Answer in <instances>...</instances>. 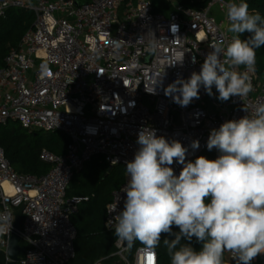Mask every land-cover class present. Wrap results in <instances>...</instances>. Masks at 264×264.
<instances>
[{"label":"built area","instance_id":"built-area-1","mask_svg":"<svg viewBox=\"0 0 264 264\" xmlns=\"http://www.w3.org/2000/svg\"><path fill=\"white\" fill-rule=\"evenodd\" d=\"M163 1L175 10L168 15L157 12L155 0H0V18L11 8L35 15L0 68V124L63 131L71 139L65 154L41 152V160L51 168L40 177L16 171L0 144V213L11 214V227L0 235L7 263L14 210L23 205L20 239L28 248L19 263L69 264L75 259L77 227L72 217L87 198L68 197L67 189L93 158L126 167L139 148V131L149 127L158 137L181 142L188 149L185 162H194L209 151L212 129L251 115L264 103V74L256 67L249 73L252 91L243 99L220 101L214 86L213 95L201 88L199 98L187 106L166 94L175 80L200 71L210 45L230 39L225 5L233 0H204L201 9ZM173 26L178 27L175 33ZM44 65L47 75L41 74ZM194 140L199 141L197 149L191 147ZM212 150L217 158L219 152ZM171 167L178 176L183 165L174 161ZM127 180L125 172L107 205L108 230L114 231L123 208ZM116 246L123 264H158L155 249L139 246L130 258L124 241L117 239ZM224 255L225 264H236L231 252ZM252 264H264V254Z\"/></svg>","mask_w":264,"mask_h":264},{"label":"clouds","instance_id":"clouds-1","mask_svg":"<svg viewBox=\"0 0 264 264\" xmlns=\"http://www.w3.org/2000/svg\"><path fill=\"white\" fill-rule=\"evenodd\" d=\"M225 7L230 39L210 45L200 71L165 90L181 106L198 99L201 88L211 96L214 86L220 101L243 99L252 91L249 73L255 71L256 50L264 46V17L250 11L245 0ZM173 29L175 33L178 27ZM246 32L251 35L242 39ZM48 73L42 66L41 74ZM136 142L134 159L126 162V198L115 218L119 240L129 245L139 241L153 250L162 241L170 264H223L226 251L236 264H252L264 254V103L251 115L210 131L207 149L219 152L214 160L199 156L185 162L188 149L181 142L158 137L149 127L139 131ZM191 147L197 149L199 141ZM174 161L183 165L178 176ZM10 227L11 214L0 213V235ZM164 234L174 238L162 240ZM192 237L201 242L199 250L181 243Z\"/></svg>","mask_w":264,"mask_h":264},{"label":"trees","instance_id":"trees-1","mask_svg":"<svg viewBox=\"0 0 264 264\" xmlns=\"http://www.w3.org/2000/svg\"><path fill=\"white\" fill-rule=\"evenodd\" d=\"M88 0H76L83 4ZM180 4L192 8H204V0H177ZM250 11L259 12L264 17V0H245ZM155 11L170 14L175 10L173 6L163 0H155ZM35 15L32 11L22 8H11L4 18H0V68L5 64V58L12 48H17L22 38L32 26ZM250 33L242 34L246 39ZM256 69L264 74V46L256 50ZM70 137L63 131L48 132L33 131L22 127L19 123L0 124V144L4 148L6 157L16 171L35 176H42L49 171L51 166L44 163L40 154L44 149L62 155L67 152L70 145ZM199 156H205L210 160L216 159L215 150L204 151ZM196 157V158H197ZM195 161V160H194ZM126 167L116 165L110 169V165L102 158L95 157L85 164L84 168L77 172L71 180L68 189V197H84L78 205V211L72 217L77 227L75 241L76 257L69 264H117L120 260L116 255L117 237L115 231L108 230L105 223L107 217V205L112 201L113 194L124 182ZM2 206L0 205V212ZM173 233L179 229L173 226ZM173 236L162 235V240ZM181 243L190 244L195 250L202 247L195 237L191 241L182 239ZM139 246H146L139 241L132 243L130 258ZM158 254V264H170L167 249L161 241L155 249ZM0 264H7L6 254L0 249ZM20 264V263H18ZM225 264V255L223 256Z\"/></svg>","mask_w":264,"mask_h":264},{"label":"water","instance_id":"water-1","mask_svg":"<svg viewBox=\"0 0 264 264\" xmlns=\"http://www.w3.org/2000/svg\"><path fill=\"white\" fill-rule=\"evenodd\" d=\"M78 4V3H77ZM113 166H110V169ZM24 205L18 209L14 210V231L11 234V237L9 239V244L7 247V255L9 257V261L7 264H18L21 260V255L23 252L26 251L28 248L27 245H22L21 239H20V230H21V222L23 217V209ZM124 246L128 247L126 257H128L132 251V244L129 245L128 243L124 242ZM117 264H123L122 260H119Z\"/></svg>","mask_w":264,"mask_h":264},{"label":"rangeland","instance_id":"rangeland-1","mask_svg":"<svg viewBox=\"0 0 264 264\" xmlns=\"http://www.w3.org/2000/svg\"><path fill=\"white\" fill-rule=\"evenodd\" d=\"M44 133H46V134H47L48 132H44Z\"/></svg>","mask_w":264,"mask_h":264},{"label":"crops","instance_id":"crops-1","mask_svg":"<svg viewBox=\"0 0 264 264\" xmlns=\"http://www.w3.org/2000/svg\"><path fill=\"white\" fill-rule=\"evenodd\" d=\"M97 264H100V263H97Z\"/></svg>","mask_w":264,"mask_h":264}]
</instances>
